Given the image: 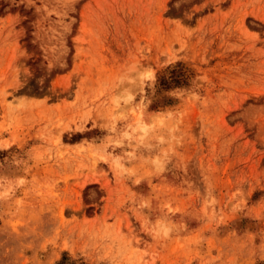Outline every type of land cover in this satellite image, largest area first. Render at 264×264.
<instances>
[{
    "label": "rangeland",
    "instance_id": "obj_1",
    "mask_svg": "<svg viewBox=\"0 0 264 264\" xmlns=\"http://www.w3.org/2000/svg\"><path fill=\"white\" fill-rule=\"evenodd\" d=\"M0 264H264V0H0Z\"/></svg>",
    "mask_w": 264,
    "mask_h": 264
}]
</instances>
